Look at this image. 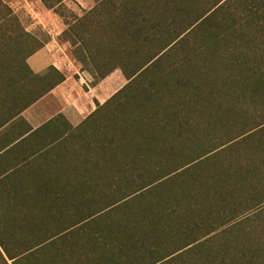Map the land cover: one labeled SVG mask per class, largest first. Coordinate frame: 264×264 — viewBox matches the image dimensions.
<instances>
[{
	"label": "trees",
	"instance_id": "1",
	"mask_svg": "<svg viewBox=\"0 0 264 264\" xmlns=\"http://www.w3.org/2000/svg\"><path fill=\"white\" fill-rule=\"evenodd\" d=\"M65 1L40 0L55 13ZM199 1L98 0L64 22L82 47L80 63L95 69L92 76L101 81L119 69L126 84L75 136L74 160L65 153L64 166L50 175L63 187L0 186V264H252L249 253L232 249L240 222L233 221L264 205V120L214 139L206 133L213 119L239 116L238 102L264 98V0H212L191 19ZM15 21L0 3V88L15 78L19 105L27 108L37 98L20 84L30 74L25 59L44 45L19 59L24 52L18 54L17 41L11 47ZM203 31L212 42L231 41L227 54L210 55L228 76L191 60L202 55H175ZM102 36L115 40L114 55L97 60L89 45L97 41L92 46L98 47ZM252 36L262 40L257 58L247 55ZM206 47L191 52L204 54ZM177 140L205 147L186 156ZM129 165L135 174L124 168ZM171 184L178 198L166 189L140 201L146 207L133 205L136 197ZM143 208L148 216L125 217Z\"/></svg>",
	"mask_w": 264,
	"mask_h": 264
},
{
	"label": "crops",
	"instance_id": "2",
	"mask_svg": "<svg viewBox=\"0 0 264 264\" xmlns=\"http://www.w3.org/2000/svg\"><path fill=\"white\" fill-rule=\"evenodd\" d=\"M94 7L95 4L82 11ZM45 49L50 51L44 47L25 59L30 74L20 81L32 98H37L35 102L27 108L19 105L23 95L14 91L15 78L12 84L8 82L0 88L1 188L63 187L58 181H50V175L58 171L59 163L64 166L65 153L71 151L70 158L74 160L75 136L78 139L92 115L114 94L108 83L113 72L88 86L83 79H74L72 62L67 57L53 51L52 55H39ZM61 77L63 80L57 84ZM71 135L70 144H66L64 141Z\"/></svg>",
	"mask_w": 264,
	"mask_h": 264
},
{
	"label": "rangeland",
	"instance_id": "3",
	"mask_svg": "<svg viewBox=\"0 0 264 264\" xmlns=\"http://www.w3.org/2000/svg\"><path fill=\"white\" fill-rule=\"evenodd\" d=\"M98 0H66L64 2V9L59 10L58 13L47 10L44 8L40 0H0L1 6L8 8L12 15L16 18V21L13 23V34L11 35L14 40L11 43V47L14 46L17 41L18 54L24 52V54L18 55L19 59H23L25 55L35 49L39 44H43L44 47H47L50 51H53L56 54L62 55L63 57H67L72 62V70L71 73L74 76L75 80L83 79L87 82L88 86L98 84L100 81L96 80L92 74L95 72L94 68L85 67L80 63V59L83 57L82 47L79 46V42L76 41L75 32H72L71 29H68V26L64 24V22H69L73 18L72 15H80L82 16L85 11L89 7H92ZM212 0H200L195 4L194 10H192L191 19H195L199 12L207 9ZM193 8V5H192ZM62 14L63 17L60 15ZM79 16V17H80ZM216 23V22H215ZM214 23V24H215ZM213 24V25H214ZM223 22L218 21L216 23L217 28L216 31L220 32ZM212 28V25H210ZM206 32L203 31L201 34L194 35L188 37L187 39L190 42H194L195 44H185L184 49H179L175 55H202L198 57L196 60L195 56L191 57V60L198 64L205 63L207 65L208 71L210 72H219L225 73V75H229L231 72H224L223 66L218 63L210 55H225L227 51V46H230L231 41L228 43L223 42L220 39H216L212 42V39L206 37ZM209 33V32H207ZM17 34V35H16ZM17 36V40L15 39ZM206 37V38H205ZM98 40V39H97ZM100 45L98 47L92 46L95 45V42L89 45L91 55H95L94 58L100 60V56H111L112 54V45L115 44V40L109 41L108 39L103 38V36L98 40ZM261 38L253 37L251 38V48L248 51L247 55H251L252 58H257V55L260 54L261 48ZM206 47L205 53H193L192 49L197 47ZM196 46V47H194ZM179 48V47H178ZM25 49V50H24ZM198 49V48H197ZM24 50V51H22ZM115 50V49H113ZM48 50H43L39 55H52V53ZM112 51V52H111ZM184 51V52H183ZM227 54V53H226ZM14 55V54H12ZM108 83H110L111 91L115 94L118 90H120L125 84L126 81L119 69L113 71L112 76L109 78ZM242 85V84H240ZM87 91V88L84 86L83 88ZM231 101H239L237 95L229 94ZM257 103V104H256ZM237 112L239 116H235L233 119H224V120H216L213 119L212 126L210 127V131L206 133L207 136H211V138L220 137L223 135V132L229 131L231 128L238 129V127H242L243 125H247L244 130L248 129L255 125V123H259L264 120V116L261 117V114L264 115V98L261 100H257L254 102H238ZM206 116V114H205ZM208 119H204V121ZM180 121V120H177ZM216 121V122H215ZM94 120L88 123L93 124ZM201 122H203L201 120ZM248 123V124H247ZM251 124V125H250ZM205 123H203L202 127L204 128ZM226 126V127H225ZM213 129L217 128L218 132H213ZM202 128V129H203ZM230 128V129H229ZM211 132V133H210ZM215 135V136H214ZM185 136V135H184ZM203 136V135H202ZM214 136V137H212ZM198 140H201L199 137ZM160 141V140H159ZM202 141V140H201ZM178 143H183L186 145L183 152L186 156H191L193 153L199 151L200 146L194 142L185 141H176V145ZM202 144V143H201ZM205 147V146H202ZM89 150V149H87ZM90 151V150H89ZM108 154H110V149H108ZM256 160V159H255ZM120 166L119 164H117ZM126 170L130 172L129 175L135 174L134 167L132 166H124ZM146 171H155L154 166H143ZM115 171V170H114ZM125 175H127L125 173ZM118 176L114 174V178ZM157 174H153L150 177H156ZM123 178V177H122ZM121 178V179H122ZM125 178H123V181ZM117 179L113 180V185L116 186ZM114 186V187H115ZM168 186H160L157 189H153L142 196L135 198V203L133 204L135 207L139 205L145 206L146 204H142L140 201L143 199L151 198L153 200L158 197V195H162L166 192V189L172 190V194L175 197H179V191L175 189L176 187ZM152 196V197H150ZM121 197H117L120 199ZM242 198V197H241ZM241 198L238 201H243ZM205 201V200H204ZM203 204L206 205V203ZM206 202V201H205ZM208 203V202H207ZM152 204H147L153 206ZM210 205V203H208ZM210 207V206H209ZM126 208V207H124ZM94 209V208H93ZM135 210V209H134ZM150 209L143 208L142 212L131 213L125 212L128 214L125 217H146L149 215ZM246 216H240L233 222L240 221L233 230H236V234L234 235V239L237 238L238 246L232 249L244 251L245 254L249 253L251 259H253L252 264H264V205L255 212L250 214H245ZM231 218V217H230ZM214 229V228H212ZM208 230H205L202 233H206ZM200 233V234H202ZM261 245V246H260ZM235 252V251H234Z\"/></svg>",
	"mask_w": 264,
	"mask_h": 264
}]
</instances>
